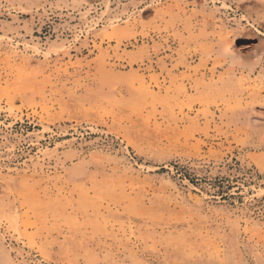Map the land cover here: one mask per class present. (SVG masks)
<instances>
[{"label": "rangeland", "instance_id": "1", "mask_svg": "<svg viewBox=\"0 0 264 264\" xmlns=\"http://www.w3.org/2000/svg\"><path fill=\"white\" fill-rule=\"evenodd\" d=\"M0 248L264 264V0H0Z\"/></svg>", "mask_w": 264, "mask_h": 264}, {"label": "bare ground", "instance_id": "2", "mask_svg": "<svg viewBox=\"0 0 264 264\" xmlns=\"http://www.w3.org/2000/svg\"><path fill=\"white\" fill-rule=\"evenodd\" d=\"M53 48V47H52ZM54 49V48H53ZM56 50V49H54ZM178 198V197H177ZM0 257L2 259V261L5 263V264H16L14 263L13 261H11L9 259V257L4 253V251L0 248ZM191 264H194V263H191ZM218 264H221V263H218Z\"/></svg>", "mask_w": 264, "mask_h": 264}]
</instances>
